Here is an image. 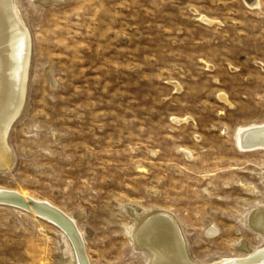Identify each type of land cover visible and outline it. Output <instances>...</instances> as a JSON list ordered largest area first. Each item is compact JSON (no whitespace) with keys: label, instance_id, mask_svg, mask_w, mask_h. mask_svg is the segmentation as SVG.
Instances as JSON below:
<instances>
[{"label":"rangeland","instance_id":"1","mask_svg":"<svg viewBox=\"0 0 264 264\" xmlns=\"http://www.w3.org/2000/svg\"><path fill=\"white\" fill-rule=\"evenodd\" d=\"M258 1L17 0L33 55L0 189L74 225L89 264H150L136 217L153 211L176 219L195 263L263 249L264 147L237 144L264 125ZM73 252L55 223L0 205V264Z\"/></svg>","mask_w":264,"mask_h":264},{"label":"bare ground","instance_id":"2","mask_svg":"<svg viewBox=\"0 0 264 264\" xmlns=\"http://www.w3.org/2000/svg\"><path fill=\"white\" fill-rule=\"evenodd\" d=\"M243 1L252 8L259 6L258 0ZM32 55V35L19 11L17 0H0V171L10 167L12 163L8 137L13 124L21 117L25 108ZM222 100L226 101V98L222 97ZM237 144L242 150L255 145L264 147V125L240 128ZM17 196L0 189V198L14 199ZM23 199L26 202L30 200L27 197ZM37 205L55 215L57 221H50L62 229L73 247L72 257L63 259L62 263L89 264L88 261H83L78 242V238L82 237L80 233L77 237L74 225L44 205ZM27 210L38 215L33 208ZM136 224V242L140 249L148 253L150 264H198L190 258L180 226L168 212L153 211L138 216ZM251 224L260 233H264V210L253 213ZM209 232L214 234V229ZM247 255L244 259L223 258L211 264H264V247L259 251L250 250Z\"/></svg>","mask_w":264,"mask_h":264},{"label":"water","instance_id":"3","mask_svg":"<svg viewBox=\"0 0 264 264\" xmlns=\"http://www.w3.org/2000/svg\"><path fill=\"white\" fill-rule=\"evenodd\" d=\"M248 145H252V144H248ZM253 147H259V146L255 145ZM37 204H38V202L34 201L32 199H30L29 202H26L21 195L17 196L14 199L0 198V205H11V206L20 207V208H23V209L33 208V209H35V211L38 213V215L40 217H43L45 219H48V220H51V221H54V222L57 221L56 217H54L55 215H53L52 213L46 212L45 210L40 209ZM64 225H66V224H64ZM77 237H78V235H77ZM78 242H79V245H80L79 247H80V251H81L82 257H83V261L86 262V256H85L83 243H82L81 239H79V238H78Z\"/></svg>","mask_w":264,"mask_h":264}]
</instances>
